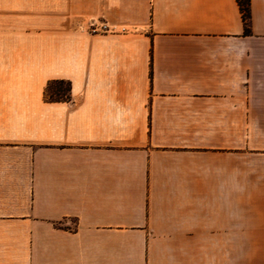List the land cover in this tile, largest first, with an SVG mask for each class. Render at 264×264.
<instances>
[{
  "label": "crops",
  "instance_id": "obj_1",
  "mask_svg": "<svg viewBox=\"0 0 264 264\" xmlns=\"http://www.w3.org/2000/svg\"><path fill=\"white\" fill-rule=\"evenodd\" d=\"M249 8L0 0V264H264Z\"/></svg>",
  "mask_w": 264,
  "mask_h": 264
},
{
  "label": "trees",
  "instance_id": "obj_2",
  "mask_svg": "<svg viewBox=\"0 0 264 264\" xmlns=\"http://www.w3.org/2000/svg\"><path fill=\"white\" fill-rule=\"evenodd\" d=\"M239 5L241 8V13L245 25V31L249 32L250 31V26H249V20H250V0H239Z\"/></svg>",
  "mask_w": 264,
  "mask_h": 264
},
{
  "label": "built area",
  "instance_id": "obj_3",
  "mask_svg": "<svg viewBox=\"0 0 264 264\" xmlns=\"http://www.w3.org/2000/svg\"><path fill=\"white\" fill-rule=\"evenodd\" d=\"M106 26L105 25H103V28H105Z\"/></svg>",
  "mask_w": 264,
  "mask_h": 264
}]
</instances>
